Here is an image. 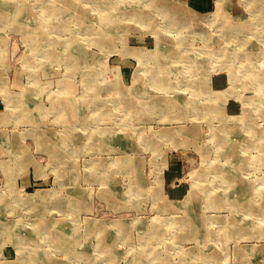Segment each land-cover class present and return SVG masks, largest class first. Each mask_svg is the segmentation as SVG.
<instances>
[{
  "label": "rangeland",
  "instance_id": "obj_1",
  "mask_svg": "<svg viewBox=\"0 0 264 264\" xmlns=\"http://www.w3.org/2000/svg\"><path fill=\"white\" fill-rule=\"evenodd\" d=\"M167 1L170 7L180 4L182 11L176 15L191 14L192 21L183 18L179 20L182 24L176 21L171 26L155 8L162 3L152 0H0V264H26L36 257L38 264H129L130 257L133 264H183L184 256L193 264H264V208L247 214L224 205L239 198L237 185L247 183L251 190L253 185L261 189L256 200L264 207V150L252 145L247 134L243 136L245 148H219L213 135L221 125L216 116L201 112L177 116L179 107L173 108V116L152 113L149 108L140 114L129 108V103H139L131 101L134 98L129 99L128 107L119 102L123 96L164 95V90L150 85L149 76L154 72H163L166 78L184 77L188 68L181 64L183 52L171 49L163 55L161 69L157 58L140 61L136 55L137 47L154 48L159 34L170 33L166 27L175 36L172 48L182 51L184 38L185 46L202 48L224 44L230 37L228 48L234 56L228 63L232 70L210 66L201 80L207 91L223 94L216 101L223 115L243 114L245 102L258 95L264 99V89L254 90L247 82L242 86L247 59L238 54L247 44L255 51L263 43L264 1L248 0L254 9L257 4L259 8V16L252 22L244 0ZM137 8L155 16L138 19ZM144 22L147 27L141 25ZM233 28L237 30L231 31ZM52 41L58 42V52H49ZM123 44L127 50H122ZM263 59L259 55L256 61ZM171 60L173 66L168 65ZM185 77L193 79L194 74ZM185 82L175 85L182 87ZM196 89L200 92L199 84ZM174 94L184 96L180 101L203 102L200 93L171 91ZM14 102L18 107L12 106ZM248 118L257 131L264 132L263 103L258 109L254 105ZM177 126L183 132L189 129V135L195 131L196 137L181 139L182 144L177 145L180 139L175 141L171 134L157 136L158 130ZM123 128L132 132L131 143L125 145L118 137L124 136ZM115 131L113 148L90 149L94 145L82 144L91 141L86 135L92 132L97 140L101 134L99 142H110L109 134ZM64 133L68 138H61ZM57 141L63 146L56 155L49 146ZM64 147L68 151L63 153ZM207 166L222 172L212 176L206 171L202 180L195 178ZM132 185L137 191L133 195ZM202 188L221 200V205L207 206L209 196L200 193ZM38 191L43 193L40 198H30ZM186 200L195 202L196 220L204 218V239L219 255L217 260L201 249L208 244L203 246L192 230L187 234L190 237L181 238L186 227L167 226L172 216L185 214L186 205L178 202ZM168 203L179 205L172 212L162 207ZM233 215L247 226L231 237L221 229L220 221ZM121 220L131 226L118 235V226L109 227V223ZM41 224L51 233L64 228L62 237L74 241L49 242L52 236L40 233ZM156 230L161 235L152 237ZM30 235L33 242L28 241ZM115 236L112 247L120 255L111 263L93 260L92 255L98 254L94 246ZM240 248L248 254L238 253ZM80 251L90 252L91 260L79 256ZM143 254L149 258L139 259ZM153 255L160 259H151Z\"/></svg>",
  "mask_w": 264,
  "mask_h": 264
},
{
  "label": "bare ground",
  "instance_id": "obj_2",
  "mask_svg": "<svg viewBox=\"0 0 264 264\" xmlns=\"http://www.w3.org/2000/svg\"><path fill=\"white\" fill-rule=\"evenodd\" d=\"M152 1H153V3L154 2L155 3H159V2L162 3L161 5H158V6L155 5L157 12L158 13L160 12L159 14L157 12H155V13H157L160 16L164 15L165 18L167 19L168 23L171 26L176 25V21H179L180 19H183V18H188V20H185V21H192V18L189 16L191 14H184L183 17L176 15L175 12H181L182 11V7L180 4H177L174 7H170L167 5V3H168L167 0H160V1L152 0ZM253 1H255L259 4L261 0H252V2ZM243 3H244L245 9H246L248 15L251 18V22H252V20H255V18H257L259 16L258 4L255 6V9H254L248 0H244ZM152 6L154 7V5H152ZM136 10H138V11H136ZM136 10H134V11L137 12V14L140 17L138 19H141V20L144 19L143 17L152 18L155 16V15H153L154 13H151V14L146 13V15H145L144 11H139L138 8ZM71 16L73 18H76V16H74V15H71ZM235 16L233 15V18H235ZM237 17H239V16H237ZM159 19L161 20V18H159ZM144 23L145 24H141V25L143 27H147L146 22H144ZM178 23H181V22L179 21ZM57 24H56V26H57ZM165 29H166V31L173 33L169 29H167L166 27H165ZM200 30L202 31V34H205L204 29H200ZM236 30H237V28H235V29L233 28L231 31H236ZM150 32L154 34L155 29L151 28ZM170 33L159 34L157 39H156V45L154 48H151V49L148 48L147 49L145 47H137L136 55L139 57L140 61L146 60V59L149 60V59L157 58L158 59V67L161 69L162 66L165 65L161 60L163 55L167 54L169 51H171V49L175 53H178V52L182 53L183 52L184 53L183 55L180 53L181 59H184V60H182L181 64L188 68L187 71H185V70L183 71L184 77L179 76L178 78H166V77H164L163 72H161V73L154 72L149 76V78L151 79L150 85H154L158 89L164 90L163 91L164 95L157 96V97H142L140 99L138 97H134V95L130 96V97L126 96V99L123 96L122 98L119 99L120 104L126 105L128 107L129 99L134 98L131 101H138L139 103H129V108H130V110L137 112V113H140V114L144 113L149 108V109L154 110V111H151L152 113H155L156 111H161V112L165 113L166 115L173 116V114L170 115V113L175 111L173 108L179 107L180 109L177 111V116H180L182 113L188 115L189 113H192V112L193 113L190 115L197 114V113L201 112L204 114H209L211 117L216 116L220 119L221 125L218 127V130L213 135H214V138L217 140L216 144L219 148H242L243 146L245 148L246 141H244L243 136H245L247 134L254 141L252 145L259 146V147H261V149L264 150V135H258V133L264 134V132L257 131L258 128L253 123H250V119L248 118V115L250 113L251 108L254 107V105H255L256 108L258 109V107L261 106L262 103L264 104V99L260 98V96L258 95V96H256L255 99H252V100L250 99L247 102H245V105H244L245 109L242 110L243 114L238 115L236 117H232V118L227 117V116L223 115L220 108L217 109V107H216V101L219 99H222L223 94H215L213 92L207 91L205 81L201 80V77L205 73H207V70L210 66L211 67L214 65L215 66H225L226 68L232 70L230 63H228L230 61V59H232L234 56V53L231 52L228 48V42L230 40V37L228 40L225 41L224 44H220V45L218 44L215 47L206 44V46L202 47V48H197V47L191 48V46L189 47V45L185 46L186 38H184L182 40V46H183L184 50L182 51V48L173 49L175 46L176 40L173 39L175 36H172V34H170ZM187 34H188V32H187ZM194 34L198 35L196 32H194ZM188 35H190V33ZM229 35L231 36L230 32H229ZM123 38H125V36L123 35V33H121L120 39L123 40ZM258 41L261 42V39ZM173 42H174V44H173ZM262 42L263 43H258L259 48L255 51H252L250 45L247 44V45L243 46L244 52L242 54L238 52L239 55H243L247 59V61H245V68H248V69H246L245 71H242L243 78H244V75L246 74V81H245V79L243 80L242 86L244 85L245 82H247L246 84H248V85L250 84V86L254 90L264 89V59L261 61H256V58L259 55H262L264 58V39H262ZM57 43L53 42V41L51 42L52 46H51V51H49V52L53 53V52L59 51ZM260 44H262V46H260ZM190 49L192 50V52L189 51ZM122 50H127V47L124 44H123ZM196 51H197V54H198V51H200V54L197 55ZM184 55H185V57H184ZM252 56H255L254 61L253 60L251 61ZM62 57H63V55H59V58H62ZM206 60H211L210 64L208 63L206 65L205 64ZM174 64H175V61H173V60H171L168 63L169 66H173ZM190 64H191V66L189 68ZM139 68H140V66H139ZM185 74H186V76H190L191 74H194V78L190 79L188 77H185ZM233 79H234V77H233ZM184 81H186V82L182 87L175 85V84H178V83H181ZM197 84H199V86H200V92H199V90L196 89ZM171 91H178L180 93L185 92V91L186 92L191 91V94H193L195 96L199 95V93H200L203 96V102H200L201 100L197 101V102L195 100H190V101H186V102L180 101V98H184V96L180 97L178 95L179 93L177 95H175V94L170 95ZM111 103H113V102H111ZM201 104H204V106H201ZM12 106L18 107V103L14 102V103H12ZM171 110H173V111H171ZM203 116L205 117V115H203ZM30 118H31V116H29V120H31ZM126 127H129V126H126ZM95 129H96V127L94 128V130ZM121 130H122V127H120V131ZM188 130L189 129H186L185 132H183L182 126H177V127H173V128L172 127H166V128L158 130L157 136L158 135L159 136H165L167 134H171L172 136L175 137V141L180 139L179 141L176 142V144L178 145V144H182L181 139L186 140L188 138L192 139V138L196 137L195 131L191 132L189 135ZM238 131H240V134L238 133ZM40 132H42V131H40ZM116 132L117 131L110 132L109 136L113 137V138L110 137V140H111L110 142H102V143L99 142L101 134L99 133V135H98L99 140H97L95 135H93L95 133L92 132L90 134V136L88 134L86 135V138H89L91 141L88 143H82V144L88 146L89 148L91 147V145H94L90 149L102 148V147L103 148H109V147L113 148L116 146V140H115V139H117ZM122 133L124 134V136L121 139H120V136H118L119 142L121 143V145H125L126 143H131L130 138L132 137V132L130 131V129L129 128H123ZM226 133H228V135H226ZM61 135H62L61 138H65V139L68 138V133H64ZM76 135H77L76 139H78L80 135H78V134H76ZM92 140H94L97 143L93 142ZM62 144L63 143H60L58 141H57V143L51 142L49 149L50 150L53 149L54 153L57 155V153H58L57 151L61 150L58 147L63 146ZM77 146L78 145H75L74 148ZM201 148H197V149L201 150ZM65 149H66V147L63 148V150H62L63 153H64V151H68ZM72 152L73 151H71L70 153H72ZM130 161H131V159H130ZM4 168L6 169V167H4ZM206 171L208 173H212L213 174L212 176H215V173L222 172L221 170L216 169L215 166H213L212 168L207 166V168L205 170H203L202 172H198L197 173L198 176L195 178H197L198 180H202V176L206 173ZM227 177H228V175H227ZM229 179L233 180V177L229 176ZM225 181H228V180L225 179ZM133 183H134V185L138 186L135 182H133ZM238 183H239V181H238ZM131 188H133V190H131L132 194L131 193L130 194L131 195L136 194L137 191H136V189H134L133 185L131 186ZM252 188H254V189L251 190V184H247V183H243V184L241 183V185H237L235 188V192H238L237 195L239 196V198L229 199L228 201L224 202V205L230 206V208L233 212H237L238 210L244 211L247 214L252 213V212H256V213L262 212L264 207L261 205V203H258V201L256 200V197L258 195H262V191H261V189L256 188L254 185L252 186ZM201 192L208 194L206 197L209 196V198H207L205 200V203L207 206L214 207L216 205H221L220 204L221 200L214 198L215 196L212 195L213 193L211 195H209V193H210L209 190L202 188L200 193ZM108 193L112 194V192H108ZM41 194H43L42 191H38L36 193H33L30 196V198H35V199L40 198ZM189 202L190 201H188V200H186L185 202L184 201L178 202L179 204L184 203L186 205V206L184 205L185 206L184 208L186 210V211L184 210L185 214L183 216H172L171 221L168 222L167 226L169 228H171V227L172 228H184V227H186V230L184 232H182L180 235L181 238L186 236L192 230L193 234L196 235L195 237L198 240H200L202 242V244H204L203 246H207L208 243L205 242V239H204L206 236L205 235L206 231H202V229H205V225H206L204 218L199 217L196 220V213H195L196 212V208H195L196 204L194 206V204H192V203H195V202H192L191 204ZM179 204L168 203L167 205L163 204L162 207L165 210H169V211L173 212L177 209V206ZM158 207L160 208V206H158ZM178 208L180 209L181 206H179ZM218 218H215V220ZM224 219L226 221H224V220L220 221L222 223L221 229L224 231V233H228L229 235H231V237H234L235 234L238 235L239 234L238 232L245 229L247 226L244 221L239 222L236 215L229 216V217H226ZM133 221H136V219ZM92 223H94V222H92ZM44 224H41V228H39L41 230L40 233L46 234V235H51L52 236L51 239H48L49 242L51 241L54 244H57V243H67L69 240V244H72V241H74L71 238L67 239L66 237H62L63 232H61V231L64 230V228H59L56 233L55 232L51 233V231L49 229H47V227L44 226ZM109 225H110L109 227H113L114 225L118 226V235L123 233V232H126L128 225L131 226L130 223L126 222L125 220H121L119 222L111 221L109 223ZM157 231L158 230H156V232H154V233H151L152 237L155 235H161ZM246 233H248V232H246ZM189 234H192V233H189ZM242 234H244V233H242ZM209 235L211 236L210 232H209L208 236ZM32 236L33 235H30L31 239L28 240L29 242H33L35 240ZM188 236L189 235H187V237ZM212 237H213V235H212ZM124 238H125V236H124ZM216 238H217V233H216ZM216 238H212V240L216 241ZM116 240H117V236H115L114 238L107 237L106 240L99 242V244H98L99 246H94V248L98 252V254H97V256L92 255V259L93 260H96V259L104 260V261H108L110 263H111V261L113 262L120 255V251L118 252V250L115 248V246H114V248L112 247L117 242ZM148 242H149V240H146L144 243H146V245H147ZM201 249L211 252L210 255H212V256L211 257L209 256V258H212L215 260L218 259L219 255L216 254V252L212 248L211 244H208L207 247L201 246ZM241 249L242 248H240L238 250V253H240ZM246 253L248 254V252H246V250H241L242 255H247ZM77 254H79V256H81L84 259L88 258L91 260L90 252L85 253L84 251H80ZM76 256H78V255H76ZM129 256H127V258H129ZM134 257L137 258L138 256H134ZM139 257H140L139 259L149 258L148 256H146V254L140 255ZM193 257L195 259H197V257L195 255ZM27 258H26V260H27ZM150 258L151 259H160L158 255H153ZM37 259H39V258H37V257L32 258V259L26 261V264H38ZM165 259H168V258L166 257ZM185 259H189V258L185 257V256L182 257L181 261L183 262V264H193L191 262L188 263V261H185ZM133 260H134V258L130 257L129 258V261H130L129 264H133L131 262ZM162 263L165 264L164 261H161V263L159 262L158 264H162Z\"/></svg>",
  "mask_w": 264,
  "mask_h": 264
}]
</instances>
